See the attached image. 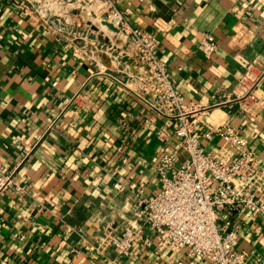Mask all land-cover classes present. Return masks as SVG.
<instances>
[{
  "label": "crops",
  "instance_id": "0c3cea01",
  "mask_svg": "<svg viewBox=\"0 0 264 264\" xmlns=\"http://www.w3.org/2000/svg\"><path fill=\"white\" fill-rule=\"evenodd\" d=\"M111 1L125 26L164 27L157 52L180 103L151 90L137 52L61 29L33 0H0V158L22 187L0 195V264H211L160 248L151 228L129 255L109 239L159 190L160 156L188 157L182 118L215 155L234 150L208 129L230 122L264 156V0ZM239 220L238 246L264 255V216Z\"/></svg>",
  "mask_w": 264,
  "mask_h": 264
},
{
  "label": "built area",
  "instance_id": "2783aa9c",
  "mask_svg": "<svg viewBox=\"0 0 264 264\" xmlns=\"http://www.w3.org/2000/svg\"><path fill=\"white\" fill-rule=\"evenodd\" d=\"M114 7V14L125 20ZM126 27L146 67L148 86L160 100L180 103L168 66L157 52L164 27L157 24V31L130 24ZM199 46L211 58L219 44L212 32H206ZM261 122L264 127V117ZM175 132L188 157L180 161L179 150L160 156L156 164L159 190L144 199L137 217L109 239V246L129 255L136 244L150 242L147 229L151 228L163 249L184 250L211 264H263L261 251L242 249L238 241L241 213L264 216V156L252 148L241 128L230 122L209 128L208 134L220 135L233 148L231 157L208 151L186 119L182 118ZM9 189L21 195L22 187L14 184L0 158V195Z\"/></svg>",
  "mask_w": 264,
  "mask_h": 264
},
{
  "label": "rangeland",
  "instance_id": "374dc122",
  "mask_svg": "<svg viewBox=\"0 0 264 264\" xmlns=\"http://www.w3.org/2000/svg\"><path fill=\"white\" fill-rule=\"evenodd\" d=\"M33 1L36 3L38 9L47 13V16L56 22L61 29L64 28L79 37L89 35L90 38L99 42L104 47L110 46L111 48H115V52L117 53L130 50L139 54L132 36L126 30L127 27L123 24L121 18L114 14L115 7L111 0H69L79 3V6L74 9L67 8L66 10L69 15L63 16L66 18H61L57 15H61L57 8L60 7L61 9L65 7V0ZM56 3H58V7H55ZM100 19L116 21L120 30H117L116 33H107L106 36L102 35L103 32L99 30ZM119 79L122 80L121 78Z\"/></svg>",
  "mask_w": 264,
  "mask_h": 264
},
{
  "label": "bare ground",
  "instance_id": "6f19581e",
  "mask_svg": "<svg viewBox=\"0 0 264 264\" xmlns=\"http://www.w3.org/2000/svg\"><path fill=\"white\" fill-rule=\"evenodd\" d=\"M60 2H63V1H60ZM66 3L65 7H62L60 9V7H58V3H56L55 7H58L57 10L59 11V13L62 15V16H65L67 14V8L69 9H74V8H78V4L77 2H71L69 0H65L64 1ZM54 4V3H53ZM58 5V6H57ZM64 6V5H63ZM99 27L104 31V33L102 35L106 36L107 33L109 34L110 32H113V33H116L117 32V27L116 25L112 22V21H108V20H104V19H100L99 20Z\"/></svg>",
  "mask_w": 264,
  "mask_h": 264
}]
</instances>
